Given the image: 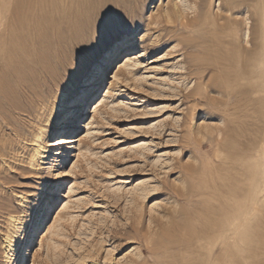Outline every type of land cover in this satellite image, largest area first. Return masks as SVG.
I'll return each mask as SVG.
<instances>
[{"label": "rangeland", "instance_id": "1", "mask_svg": "<svg viewBox=\"0 0 264 264\" xmlns=\"http://www.w3.org/2000/svg\"><path fill=\"white\" fill-rule=\"evenodd\" d=\"M262 1L78 0L55 17L50 39L63 41L46 40L42 55L64 87L0 124V264L180 259L171 238L233 202L238 163L217 158L216 127L228 130L221 156L235 146L234 157L252 153L243 144L264 131ZM128 54L135 60L125 66ZM250 54L256 73L242 69ZM262 210L264 219V202Z\"/></svg>", "mask_w": 264, "mask_h": 264}, {"label": "bare ground", "instance_id": "2", "mask_svg": "<svg viewBox=\"0 0 264 264\" xmlns=\"http://www.w3.org/2000/svg\"><path fill=\"white\" fill-rule=\"evenodd\" d=\"M116 1L121 2L122 0ZM77 2L78 0H0L1 125H11L7 120L10 112H27L31 115L36 109L37 102H45L48 94L50 95L56 88L63 86L64 82L62 83L61 81L62 71L52 69L50 62L42 55L45 54L42 43L46 40H51L53 44L56 42L58 46L63 41V37L60 34L55 36V39L51 35L53 38L50 39L51 30H59L61 27V23L55 20V17L65 14ZM261 31L263 32L264 45V27ZM246 34L248 33L246 32ZM131 43L132 40L129 38L125 45L129 46ZM61 56L58 55L57 58ZM244 56H242L243 61H245L242 69L250 73L252 71L256 73L260 60L254 54H250L246 58ZM124 60L125 66L130 65L131 61L135 60V56L128 54L124 57ZM61 67L62 69L64 68L62 63ZM65 69H63L64 72H66ZM38 73L41 74V77ZM13 85H16V89L19 91L18 98L14 97L12 93L13 89L11 87ZM229 89L226 87L222 91V94L227 96V100L223 102L226 106L222 113L223 117L228 115L232 105L230 102V91L232 89ZM96 102L94 110H100L105 100L98 99ZM235 102L237 103L236 100ZM253 109L255 111V108ZM67 123L70 124V122ZM216 128L217 132L212 141L216 144L217 158L225 161L234 160L238 163V170L236 169L237 173L234 176L237 186H234V192L232 195L230 194L233 202H230L231 204L230 206L228 205L226 211L218 214L217 220H212L208 214L211 211H208L207 217L202 219L199 229L192 230L187 236L182 234L183 232L181 231L183 235L181 239L171 238L170 247H166L167 249L176 250L180 259L177 262H169L168 264H264V219L262 218L264 202V151L262 145L264 143V131L258 130L256 133V136L259 133L258 140L247 141L243 144L244 147H249L252 153L250 152L247 155L243 153L240 157H234L236 155L233 154L239 151L238 146L232 148L224 156L220 155L221 143L229 146L225 136L228 130L224 129L223 131L222 128ZM35 137L40 139L41 133H36ZM73 140L71 138L66 141L72 143L74 142ZM60 141L64 142L65 140L61 137ZM42 149V144L38 143L36 152L40 153ZM221 179L218 180L221 181ZM247 183L249 188L245 187ZM190 195H194V192ZM213 209L216 211L215 207ZM9 243V245H12L11 241Z\"/></svg>", "mask_w": 264, "mask_h": 264}, {"label": "snow or ice", "instance_id": "3", "mask_svg": "<svg viewBox=\"0 0 264 264\" xmlns=\"http://www.w3.org/2000/svg\"><path fill=\"white\" fill-rule=\"evenodd\" d=\"M112 5H109L108 7H106L104 10H103V12H102V14H101V16H100V22L102 23L103 22V20H104V16L105 15H107V13L109 12V11H111V9H112ZM119 15H120V17H121V20L124 22V23H126V24H129L130 25V20H129V18L123 13V12H120L119 13ZM140 91H143V89H140ZM148 95H152V93H148ZM125 135H128V133H124ZM49 139L53 142V144H55V145H60V138L59 137H53V136H49Z\"/></svg>", "mask_w": 264, "mask_h": 264}]
</instances>
